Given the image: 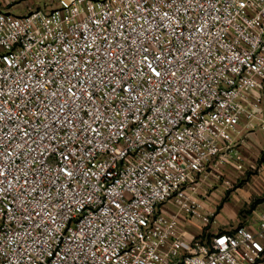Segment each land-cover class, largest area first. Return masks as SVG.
I'll return each mask as SVG.
<instances>
[{"label":"built area","instance_id":"built-area-1","mask_svg":"<svg viewBox=\"0 0 264 264\" xmlns=\"http://www.w3.org/2000/svg\"><path fill=\"white\" fill-rule=\"evenodd\" d=\"M264 129V0H56L0 11V264H264L206 169Z\"/></svg>","mask_w":264,"mask_h":264},{"label":"crops","instance_id":"crops-1","mask_svg":"<svg viewBox=\"0 0 264 264\" xmlns=\"http://www.w3.org/2000/svg\"><path fill=\"white\" fill-rule=\"evenodd\" d=\"M56 0H0V11L22 15L30 10H49ZM243 167L237 169L229 162L199 173L202 179L197 200L203 212L214 213L215 223L205 227L199 219H191L183 226L184 232L200 235L214 233L244 224L254 227L261 212L256 199L264 196V129L247 133L240 147Z\"/></svg>","mask_w":264,"mask_h":264},{"label":"trees","instance_id":"trees-1","mask_svg":"<svg viewBox=\"0 0 264 264\" xmlns=\"http://www.w3.org/2000/svg\"><path fill=\"white\" fill-rule=\"evenodd\" d=\"M261 201H262V198L261 199H256L255 203H260Z\"/></svg>","mask_w":264,"mask_h":264}]
</instances>
